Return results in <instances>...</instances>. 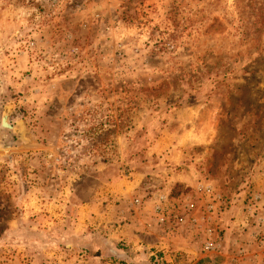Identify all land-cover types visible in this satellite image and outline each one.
I'll use <instances>...</instances> for the list:
<instances>
[{
    "label": "rangeland",
    "instance_id": "obj_1",
    "mask_svg": "<svg viewBox=\"0 0 264 264\" xmlns=\"http://www.w3.org/2000/svg\"><path fill=\"white\" fill-rule=\"evenodd\" d=\"M6 109L0 264H264V0H0Z\"/></svg>",
    "mask_w": 264,
    "mask_h": 264
},
{
    "label": "water",
    "instance_id": "obj_2",
    "mask_svg": "<svg viewBox=\"0 0 264 264\" xmlns=\"http://www.w3.org/2000/svg\"><path fill=\"white\" fill-rule=\"evenodd\" d=\"M7 113H8V109L5 110V112H4L3 116H2L0 125H1V127L10 128V124L7 121ZM17 135L18 136H22L20 132Z\"/></svg>",
    "mask_w": 264,
    "mask_h": 264
},
{
    "label": "built area",
    "instance_id": "obj_3",
    "mask_svg": "<svg viewBox=\"0 0 264 264\" xmlns=\"http://www.w3.org/2000/svg\"><path fill=\"white\" fill-rule=\"evenodd\" d=\"M180 220H181V219H180ZM211 245H212L211 243H207V244H206V248L211 247ZM66 264H84V263H83L82 259H80V258H75V259H73V260L67 262Z\"/></svg>",
    "mask_w": 264,
    "mask_h": 264
}]
</instances>
